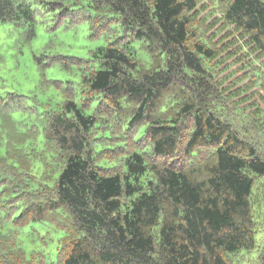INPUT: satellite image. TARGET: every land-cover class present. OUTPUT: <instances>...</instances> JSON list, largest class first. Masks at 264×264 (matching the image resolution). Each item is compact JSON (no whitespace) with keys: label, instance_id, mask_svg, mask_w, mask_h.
<instances>
[{"label":"trees","instance_id":"16d2710c","mask_svg":"<svg viewBox=\"0 0 264 264\" xmlns=\"http://www.w3.org/2000/svg\"><path fill=\"white\" fill-rule=\"evenodd\" d=\"M197 1L51 0L65 12L73 5L96 10L98 29L116 26L114 40L88 56L43 52L42 60L51 59L41 63L44 91L65 86L54 92L59 100L53 105L46 100L52 106L42 140L23 142L12 112L20 105L5 109L24 95L12 90L0 97V161L14 169L0 176V193H15L14 201L31 196V189L12 186L25 188L17 174L35 178L32 166L17 165L14 153L23 151L30 160L40 145L44 153L48 149L52 184L44 185L53 198L46 197L47 208L63 212L71 226L63 264H235L236 255L256 249L251 198L264 177V159L217 113L227 98L215 74L222 53L206 36L207 26L188 15ZM42 2L0 0V30H24L33 42L35 4ZM221 5L223 22L264 54V0H218ZM74 59L77 64L69 61ZM55 62L68 72L64 79L45 72ZM102 101L115 109L118 133L104 124L110 117L100 115ZM106 130L120 142L115 164L97 159L95 144ZM178 153L191 158L190 165L173 163Z\"/></svg>","mask_w":264,"mask_h":264},{"label":"rangeland","instance_id":"374dc122","mask_svg":"<svg viewBox=\"0 0 264 264\" xmlns=\"http://www.w3.org/2000/svg\"><path fill=\"white\" fill-rule=\"evenodd\" d=\"M50 1L35 4L38 24L37 36L33 42L27 39L24 30L18 34L0 30V97L12 90H18L24 95L25 100L15 96L11 103L7 102L5 109L9 104L20 105L12 109L15 120L21 122L14 128L25 143L33 137L39 141L45 138L44 125L49 119L48 110L53 105L52 102L59 100L54 92L61 91L65 86L62 83L51 84L44 91L45 86L40 84L39 79L41 63L51 59L42 60L43 52H50L53 56H88L91 50L113 41L117 34L114 24L110 25V28L113 27L111 30L98 29L102 20L95 16L96 10L92 8L73 5L65 12ZM223 7L221 5L218 9V0H198L196 9L188 12V15L207 26L206 36L210 37L213 45L222 53L219 66H215V74L218 80H223H220L218 87L227 98L223 103L225 110L218 109V115L231 123L241 141L257 148L259 156L264 159V84L260 86L258 83L259 77L264 79V54L254 48L243 32L223 22ZM138 56L145 63L149 62L144 49L139 50ZM69 61L78 63L76 59ZM55 63L53 67L46 68L45 72L48 76L64 79L68 72L61 70L60 64ZM80 63L85 64L83 61ZM45 92L47 93L43 94ZM66 93L70 99L71 90ZM46 100H51L52 105ZM100 112L103 117H110V122L104 124H112L118 133L120 127L116 122L113 125L114 119L111 118L116 116L115 109L102 101ZM105 132L106 135H101L95 144L99 152L97 159L100 164H115L120 156L116 157L113 153L120 142L112 138L109 130ZM39 147L33 156H29L32 158L30 160L22 157L23 151L14 153L20 157L16 161L17 165L27 163L29 167H33L29 169V173L35 175V178L16 173L22 178L16 176L15 180L25 188L14 186L15 183L12 186L19 191L31 189V196L14 201L15 193H0V264H63L64 239L71 230L70 221L63 212L47 208L46 197L53 198V194L44 184H52L46 177L52 174L50 170L53 167L49 163L48 149L44 153L42 145ZM174 158L173 163L184 165H190L192 160L181 153ZM13 160L12 157L9 163L11 166ZM5 166H8L7 162L0 161L2 177L5 173L14 171ZM12 167H15L14 164ZM27 170L21 167L16 169L19 173ZM5 182L9 183V180ZM257 183L251 198L253 217L258 229L257 247L251 252L242 251L236 255L233 258L235 264H264V177ZM3 184L0 182V189ZM40 210L43 211L39 213Z\"/></svg>","mask_w":264,"mask_h":264}]
</instances>
